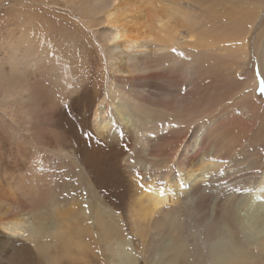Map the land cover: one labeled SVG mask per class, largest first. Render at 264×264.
I'll use <instances>...</instances> for the list:
<instances>
[{
	"label": "bare ground",
	"instance_id": "bare-ground-1",
	"mask_svg": "<svg viewBox=\"0 0 264 264\" xmlns=\"http://www.w3.org/2000/svg\"><path fill=\"white\" fill-rule=\"evenodd\" d=\"M40 1L43 6L33 14L24 0H15L18 22L0 31V264L16 253L14 248L24 264H264V206L254 204L264 198V170L233 184L221 211L218 202L212 203L209 222L206 215L204 222L215 236L206 241V253L199 249L205 256L197 258L200 251L180 229L181 215L189 201L203 196L200 186L222 174L217 145L204 142L215 120L205 125L199 115L190 119L188 124H197L191 143L157 158L150 152L152 144L182 130V119L164 111L156 118L153 108L141 102L142 95H154L151 90L122 86L175 67L189 76L191 60L180 61L182 53L194 41L196 54L219 51L224 39L214 38L217 19L227 17L236 24L234 42L224 49L236 61L241 97L256 99L257 79L252 70L244 76L242 71L250 62L253 36V56L264 79V0H62L64 13L53 5L49 9L54 0ZM72 4L86 12L79 13L85 27L65 14ZM72 21L76 26H69ZM71 99L80 113L70 108ZM63 108L71 109L75 123L68 114L60 115L67 117L61 131L55 115ZM112 109L127 129L124 137ZM90 115L94 134L87 124ZM127 136L140 150L132 158L121 156ZM60 160L83 168L79 172L87 175L90 196L80 189L81 174L59 191ZM116 166L127 169V179ZM110 176L123 178L118 199L121 183L128 182L124 214L109 190ZM243 199L254 204L249 231L239 211ZM193 230L188 232L192 236Z\"/></svg>",
	"mask_w": 264,
	"mask_h": 264
},
{
	"label": "rangeland",
	"instance_id": "rangeland-1",
	"mask_svg": "<svg viewBox=\"0 0 264 264\" xmlns=\"http://www.w3.org/2000/svg\"><path fill=\"white\" fill-rule=\"evenodd\" d=\"M54 1L55 2H51L49 4V9L52 5L57 7L61 12H63L64 9H66L64 2L62 0H54ZM86 1L89 2V0ZM24 3L28 5L31 13L33 14L36 13L37 8L40 9V7L43 6L40 0H35V1L24 0ZM14 4H15V0H0V31L1 29L5 30V28L6 29L12 28L13 27L12 25L18 22L14 18V9H15ZM76 5L77 4L70 5L67 9L68 13L65 12V14L69 15V19L72 20L75 19L78 23H80L82 26L85 27V25L82 24L81 19L79 18V13L84 14L86 12L83 11L81 5H79V8L76 9L75 8ZM227 7H229V4H227ZM98 16H99L98 13L96 15H93V19H97ZM45 19H47V21L49 22L48 16H46ZM231 20L232 22L228 21L227 17L217 19L218 35L214 36V38L224 39V41L221 42L219 51L208 52L206 54H196L194 50L197 49V43L194 41L192 45H189L188 49L182 53V58H180V61H185L187 59L191 60L190 66H192V68L189 76H187L188 74L185 76L183 73L180 72L179 67H175V68H170L169 71H163V72L157 71L155 72L152 79L147 80L146 78L143 83H140L134 79L122 83V86L126 90L128 88L135 90L140 88V86H145L147 89L151 90L154 93V95H147V96L142 95L141 102L153 108L154 110L153 115L156 116V118L164 116V112L165 114L170 112L173 116H176L177 120L182 119L181 120L182 123L180 124V126H183L182 130H180L177 133L173 132L172 137H170V135L168 136V134L161 135L160 137L161 139L156 141L157 142L156 145L154 144L155 142L152 144L150 152L153 156L157 158H159L160 155L166 154L167 152H173L175 150L178 151L182 144L189 145L191 143L190 140H192L194 136V132L196 129L195 125L197 124H194L192 122H191L192 124H188V122H190V119L193 120L199 115V117H201L202 119L201 122H204L205 125H209L215 120V122H213L212 124V127H210L211 129H209L210 134L208 133L206 134L207 136H205L206 139L204 140V142L208 141L207 142L208 144H211L213 142L217 145L215 146V150L216 148H218V150H216L218 151V153L215 155V157H219V159H221V163H219L218 166L222 168L221 171L222 174L224 175L219 174L218 176H215L211 184L206 183L201 185L200 187L204 189V190L201 189V191H203V196H201L202 195L201 192L200 195L201 197L199 196L200 197L199 199L197 196H195L194 197L195 200L193 198L192 201H189L188 207L186 209H182L183 213L181 215V217L183 218L181 227H183V225L184 227L183 229L182 228L180 229L182 232L183 231L185 232L186 230V234L181 232L182 234H184L183 237L187 238L188 244L190 245L192 244L191 246H193L194 248L195 247L198 248L197 249L198 252L201 250L204 253H206L207 251L205 250L204 247L206 246L205 245L206 241H208L209 239L211 240L215 236V235L213 236V233L215 234V232L213 230L211 231V227L205 226L207 225L206 222L207 221L209 222V220L207 219L210 218L211 215L209 214L211 213V209L209 207L212 205L213 202L216 201L218 202L217 209L220 208L221 211L224 208L226 197L230 192L233 191L232 189H234L240 183H246L250 179V177L257 178V176H260V172L264 170V166H263L264 165V79L259 71L258 62H256L255 57L253 56L254 37L251 36L249 38V43H248V54H249L250 62L247 63L246 66H244L242 75L244 76L245 74H248L250 70H252L254 78L257 79V83L254 89V94L256 96V99H252L250 97H246L245 99H243L241 97V92H242L240 89L241 84L238 80V77L236 76V61H233L232 56L229 55V53L226 52L224 49L226 45H230L234 42L231 39L235 34L234 26L236 24V21L233 18H231ZM99 22L100 21H98L97 23ZM69 26L71 27L76 26L75 21H72V23H70ZM262 28L264 29V19L262 22ZM128 33L129 34L134 33L133 26H131V24H129ZM182 75H184L183 76L184 78H182ZM187 83L189 85L185 86V84ZM252 103L254 104L257 103L258 107L253 106ZM70 108L73 109L74 112L80 113L79 111L80 105L78 103H75L73 99L70 100ZM71 109L63 108L59 110L58 113L55 115V117H57L56 121L59 123L58 126H61L60 128L61 131L64 128V125L66 123L65 120L67 119V117L62 116L61 119H59V116L62 114H68L71 118V113L68 111ZM136 109L145 111L142 110L144 108L140 109L139 107H136ZM171 111L174 112L175 114L172 113ZM203 111H205V115L202 114ZM176 113H180V114L182 113V114L180 115ZM112 114L114 120L116 121V125L120 126L119 129L120 133H122L124 137V134L125 135L127 134V129L123 126L121 122H119L118 115L116 114V111L114 109H112ZM92 119H93L92 116L89 117L87 124L90 132L94 134ZM71 120L75 123V121L72 118ZM74 123H72L71 125L74 126L75 125ZM124 129L126 130V132ZM126 139L127 142L121 149V153H122L121 156L129 157V158L135 157L140 150L138 149V147L135 146L136 143L134 142V138L132 136H127ZM109 141L112 140L109 139ZM204 145L207 144L204 143ZM177 146L179 147L176 148ZM207 148L209 149V145L207 146ZM219 148H223L222 151L219 150ZM231 153L233 154L235 153V154L232 155ZM230 154L232 155V157L226 158L227 155L231 156ZM238 154L240 155V157L238 156ZM226 159L228 160V162ZM121 163L123 162L121 161ZM59 166L62 167V171H63V175L61 176L62 180L59 185V191L66 190L67 187H69L70 183H74L73 178H76L79 174H81L82 180L84 182L79 183L80 185L83 186L80 189L81 191L87 192L89 196L91 195L92 190L90 189V186L87 185L85 182L87 175H85V173H82L83 168L81 169L75 162H71L69 160L67 161L60 160ZM116 167L126 172V173L123 172L122 175L125 179H127L128 178L126 171L127 169L124 166L123 167L116 166ZM195 167H197L196 169L198 171V168L200 166L198 164ZM79 169L82 171L79 172ZM245 174L247 175V177ZM243 178L248 180L246 181ZM110 179L112 180L108 186L109 190L110 191L112 190L111 191L112 196L117 197V199L115 200V204L121 210L122 214H124L127 208L125 202L126 201L129 202L128 200L130 199V194H131L129 190L128 182L121 183L123 185V194L121 198L118 199L119 191H120L118 190L120 186V183L118 181H120V179L123 178L119 177V180L117 181L115 178L110 176ZM241 180L244 181L242 182ZM114 181H116L117 183H114ZM76 185L77 184H75L74 187ZM214 185L216 188L213 187ZM232 185L234 188L231 187ZM220 186H223L224 188ZM225 186L227 187L229 186L228 190H226L227 187L225 188ZM217 187H219V189H217ZM208 190L209 191L212 190L211 192H213L214 195L213 193H210ZM206 191H208L209 193H207ZM219 191L222 192L220 193ZM116 192H118V196L115 194ZM216 194L218 195V198ZM94 196H97V194H93L91 196V199ZM205 198L207 199L205 200ZM122 202L124 204L123 206H120ZM219 202L222 203L220 204ZM240 203L241 205H239V211L240 213L243 212L242 217L245 220L244 221L246 223L245 227L247 228V224H249V217L252 215L251 211H253L254 204H258V205L262 204V206H264L263 204L264 198L262 197H259L258 199L256 198L254 204H252L248 199H243ZM201 204L203 207L201 206ZM244 205L246 207H244ZM192 209L194 210L192 211ZM218 211L219 210H217V212ZM202 214L204 216H202ZM217 214L218 217H220L221 212L220 213L218 212ZM194 215L198 216L200 222L197 221L198 220L197 216L195 217ZM204 217H206V219ZM204 219L207 221L204 222ZM215 220L214 222L217 224L219 219H215ZM187 229H189V231H192L194 229L197 233H195V231L193 230L194 231L193 233L195 235L192 236L191 234H189L191 232H189ZM247 229L249 231V228ZM203 232L206 233L204 234ZM202 233L204 234V236L207 234L206 237H203ZM209 233L211 236L209 235ZM187 234H189V236L191 235L194 240L191 239L192 238L191 236L188 237ZM200 235H202L201 236L202 238L200 237ZM195 238L198 239L197 240L199 241L198 244L197 243L195 244V242H197L195 241L196 240ZM200 238L203 241H201ZM189 240L191 241L193 240L194 243L190 242ZM137 244H139V242ZM201 251L196 256L197 258L199 256L201 257L205 256V254ZM12 252H16V253L12 254L9 259L4 261L3 264H14V263L24 264L23 258H21L22 262L19 261V258H17L18 249L14 248ZM140 264H144V262Z\"/></svg>",
	"mask_w": 264,
	"mask_h": 264
}]
</instances>
